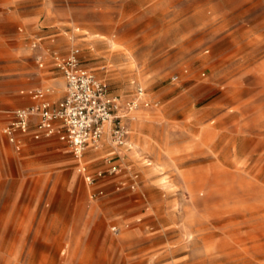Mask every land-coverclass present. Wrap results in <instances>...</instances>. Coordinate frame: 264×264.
Returning <instances> with one entry per match:
<instances>
[{
    "label": "rangeland",
    "instance_id": "374dc122",
    "mask_svg": "<svg viewBox=\"0 0 264 264\" xmlns=\"http://www.w3.org/2000/svg\"><path fill=\"white\" fill-rule=\"evenodd\" d=\"M183 2L167 22L152 0H26L150 105L84 154L92 183L57 138L0 158V264H264V0Z\"/></svg>",
    "mask_w": 264,
    "mask_h": 264
},
{
    "label": "built area",
    "instance_id": "2783aa9c",
    "mask_svg": "<svg viewBox=\"0 0 264 264\" xmlns=\"http://www.w3.org/2000/svg\"><path fill=\"white\" fill-rule=\"evenodd\" d=\"M53 59L65 79L63 97L53 102L47 98L50 87L31 90L30 95L37 102L16 109L5 132L18 148L21 147V141L17 134H27L33 124L35 139L57 135L78 159L79 170L86 181L92 183L94 176L82 163L86 151L89 148L98 149L107 133L115 146H127L131 132L129 121L133 118V112L141 105L149 106L150 101L145 98L146 91L141 85L136 87L129 99L113 93L109 84L83 65L79 47L75 44L67 54L53 52ZM38 62L43 66L41 57ZM177 78L173 77L174 80ZM108 170L117 173L122 170V166L113 163Z\"/></svg>",
    "mask_w": 264,
    "mask_h": 264
},
{
    "label": "crops",
    "instance_id": "0c3cea01",
    "mask_svg": "<svg viewBox=\"0 0 264 264\" xmlns=\"http://www.w3.org/2000/svg\"><path fill=\"white\" fill-rule=\"evenodd\" d=\"M5 1L10 0H0V158H5L8 162L12 148L21 153L26 146L33 148L58 144L57 135L35 139L33 124L27 134H17L21 141V147L18 148L16 143L11 142L5 128L13 120L16 109L37 102L30 95L31 90L50 87L51 92L47 98L53 102L63 97L65 79L55 65L53 52L64 55L68 53V47L63 27L58 25L54 18L47 15L44 24L39 22L41 13L49 11L46 7L37 5L34 10L27 11L30 6L25 5L26 0H12L15 3L14 8L4 6ZM152 2L154 4L151 12L156 16L159 14L163 21L170 22L175 14L181 16L186 11L183 0ZM182 37L187 40L188 36ZM39 57L43 60V66L39 65ZM47 64L51 67L45 70ZM146 134L138 139L139 144L145 149L151 145L149 134ZM34 141L37 142L33 143Z\"/></svg>",
    "mask_w": 264,
    "mask_h": 264
}]
</instances>
